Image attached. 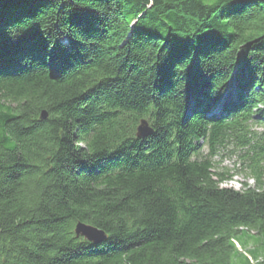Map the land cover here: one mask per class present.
<instances>
[{
  "label": "trees",
  "instance_id": "obj_1",
  "mask_svg": "<svg viewBox=\"0 0 264 264\" xmlns=\"http://www.w3.org/2000/svg\"><path fill=\"white\" fill-rule=\"evenodd\" d=\"M226 144L253 186H221ZM241 233L264 238V0H0V264H263Z\"/></svg>",
  "mask_w": 264,
  "mask_h": 264
},
{
  "label": "rangeland",
  "instance_id": "obj_2",
  "mask_svg": "<svg viewBox=\"0 0 264 264\" xmlns=\"http://www.w3.org/2000/svg\"><path fill=\"white\" fill-rule=\"evenodd\" d=\"M219 107V106H218ZM216 109V107L214 108ZM214 109L212 111H214ZM252 129L263 130L262 127L255 126ZM203 153L207 152L206 146L202 148ZM213 168L212 171L222 173L227 177L225 184H221L222 187H231L234 189H239L242 183H245L249 186L254 185L252 177L248 174L246 170H240L239 161L237 153L233 150L231 144H226L224 147H221L217 150V153L212 157ZM236 239L239 242V251L244 254L250 255L252 258L256 254H261L263 257H259L258 260L264 258V248L258 245L259 239H264L262 236L241 233L238 234ZM252 259V264L254 263ZM234 264H239L237 261H234Z\"/></svg>",
  "mask_w": 264,
  "mask_h": 264
},
{
  "label": "water",
  "instance_id": "obj_3",
  "mask_svg": "<svg viewBox=\"0 0 264 264\" xmlns=\"http://www.w3.org/2000/svg\"><path fill=\"white\" fill-rule=\"evenodd\" d=\"M41 117H44V113L41 114ZM151 132L150 127L148 126L147 122L142 119L140 120L137 128H136V134L138 137H144L147 134ZM74 233L76 236H81L85 240L97 244L101 243L105 240L106 235L104 232L92 225L83 223V222H77L74 226ZM264 264V263H263Z\"/></svg>",
  "mask_w": 264,
  "mask_h": 264
},
{
  "label": "bare ground",
  "instance_id": "obj_4",
  "mask_svg": "<svg viewBox=\"0 0 264 264\" xmlns=\"http://www.w3.org/2000/svg\"><path fill=\"white\" fill-rule=\"evenodd\" d=\"M187 118V117H186Z\"/></svg>",
  "mask_w": 264,
  "mask_h": 264
},
{
  "label": "built area",
  "instance_id": "obj_5",
  "mask_svg": "<svg viewBox=\"0 0 264 264\" xmlns=\"http://www.w3.org/2000/svg\"><path fill=\"white\" fill-rule=\"evenodd\" d=\"M255 263V262H254Z\"/></svg>",
  "mask_w": 264,
  "mask_h": 264
}]
</instances>
